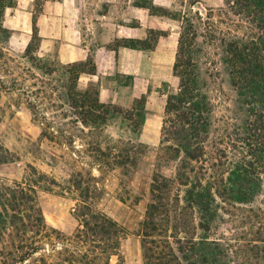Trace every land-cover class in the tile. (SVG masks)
<instances>
[{"label": "rangeland", "instance_id": "rangeland-1", "mask_svg": "<svg viewBox=\"0 0 264 264\" xmlns=\"http://www.w3.org/2000/svg\"><path fill=\"white\" fill-rule=\"evenodd\" d=\"M99 1L89 0L90 8L101 6ZM130 1H134L136 6L152 7V14H165L179 20L162 25L168 29V33L174 34L176 40L181 18L188 17L194 21V73L202 84L201 93L213 105L211 116L215 119V126L220 128L226 121L230 131L237 126L244 128L246 107L229 86L224 45L233 36L242 38L245 29L239 18L227 11L225 0ZM151 24L158 31L159 22L152 20ZM6 35L0 29V49L14 57L16 63L8 62L4 66L0 60V79L8 83L15 76L17 82L15 86L12 83V92L0 91V143L17 160L0 165V186L13 187L17 184L26 192L33 189L31 195L42 219L40 233L28 234L33 245L38 248L37 253L23 264H33L35 259L41 257L48 264H60L61 258L56 252L66 244L71 246L70 240L75 231L82 228L78 217L82 202L79 190L73 187V181L80 182L82 188L86 189L88 197L85 202L94 211L105 214L125 229L120 248L124 264H142L137 231L150 202L151 178L158 171L165 177L173 178L178 161L159 164V169H156L161 134L152 144L141 143L139 137L136 139L129 131V122L121 113L130 109V105L126 104L123 108L109 107L106 125L100 129L84 127L74 115L70 101L61 97L64 91L55 81L57 75H47L37 69L35 61H30V55L22 58L20 52L9 53L5 45ZM168 45L175 46L176 54L177 41L175 43L171 39ZM54 60V55L48 57V61ZM14 65L18 72L13 73L11 70ZM121 82L123 87L130 85L129 79H121ZM177 85L178 79H175L157 88L164 96L161 105L165 103L167 95L178 91ZM90 89L94 91L96 87L91 86ZM28 103L35 106L36 118L30 113ZM129 140L133 144L138 141L143 145L139 149L136 172L128 169L127 174L121 176L120 170L112 166L107 156L103 158L95 149L98 148L101 153L112 149V153H115L120 147L126 146ZM230 141L235 143L234 148H228L230 167L235 169V165H238L243 172H248L244 178L253 181L252 192L239 198L237 185L234 188L236 193L230 191L222 199H215L209 232L194 229V223L199 219L194 210L186 212L185 228L189 235H205L217 241L226 256L225 264H264V170L249 168L247 163L251 156L245 153V148H240L234 137ZM246 186L243 182V192ZM177 190H180L181 196L185 188L179 187ZM2 199L0 196V208ZM6 247L7 236L0 242V252ZM52 249L54 251L50 252ZM116 261L115 257L109 260L111 264H116Z\"/></svg>", "mask_w": 264, "mask_h": 264}, {"label": "trees", "instance_id": "trees-1", "mask_svg": "<svg viewBox=\"0 0 264 264\" xmlns=\"http://www.w3.org/2000/svg\"><path fill=\"white\" fill-rule=\"evenodd\" d=\"M13 2L14 0H0V22L4 8L11 6ZM225 5L231 15L239 18L245 29L242 38L233 36L224 45L229 86L239 102L246 107L245 127L237 126L230 131L226 121L220 128L215 126V119L211 116L213 105L201 93L202 84L194 73L192 55L196 40L195 23L188 17H182L172 68L173 75L178 79V91L167 95L165 99V119L160 131L156 169H159V164L168 161L178 162L173 178L165 177L159 171L151 178L150 202L137 231L142 264H225L226 256L217 241L205 235L195 237L187 233L186 212L194 210L199 216L194 229L209 232L215 199H222L230 191H235L237 185L239 198L252 192L253 181L244 178L248 172H243L238 165L234 166L235 169L230 167L228 148L235 147V143H230V138L234 137L240 148H245V153L251 156L247 163L249 168L264 170V0H225ZM146 8L151 14L154 13L152 7ZM159 16L167 17L165 14ZM35 23L33 20L31 41L22 58L30 55V61H35L37 69L43 70L47 75H57L55 81L64 91L61 97L70 101L74 115H77L84 127L94 130L104 127L109 106L99 102L97 88L91 91L90 86L83 90L78 84L81 74L95 71L92 60L62 65L55 60L48 61L49 56L38 57L34 53L39 44ZM0 29L7 34V40L9 32L2 28L1 23ZM159 34V31H152L145 40L122 41L116 46L152 51ZM0 60L4 66L8 62L16 63V59L2 49ZM11 70L13 73L18 72L15 65ZM9 71L7 72L13 75ZM16 79L14 76L8 83L0 79V91L12 92ZM145 102V96H141L134 100L130 109L121 112L129 122V131L136 139L144 123ZM28 104L30 113L36 118L35 106ZM141 145L143 144L138 141L133 144L129 140L126 146L120 147L115 153H112V149H108L106 153H101L98 148L95 150L103 158L107 156L112 166L120 170L121 176H125L128 169L136 172ZM16 160L0 143V165ZM239 182L241 183L238 184ZM243 182L247 184L244 192ZM73 187L80 192L82 205L79 207L78 217L82 228L75 231L70 240L71 246L66 244L56 252L61 258L60 264H111L109 260L112 257L117 259L116 264H124L120 248L125 238V229L105 214L94 211L85 202L88 195L80 182L73 181ZM179 187L185 188L181 196L180 190H177ZM32 192L33 189L26 192L17 184L13 187L0 186V196L3 198L0 208V242L6 236L8 240V247L0 252L1 264H23L37 253L38 248L33 245L28 234L40 233L42 219ZM255 248L259 249L257 246ZM43 259L37 258L33 264H48Z\"/></svg>", "mask_w": 264, "mask_h": 264}, {"label": "crops", "instance_id": "crops-1", "mask_svg": "<svg viewBox=\"0 0 264 264\" xmlns=\"http://www.w3.org/2000/svg\"><path fill=\"white\" fill-rule=\"evenodd\" d=\"M127 1L100 0L101 6L90 8L89 0H14L4 8L0 23L9 32L5 44L9 53L25 52L34 20L39 38L34 53L38 57L54 55L62 65L91 59L95 71L81 74L78 84L83 90L95 86L100 103L123 108L145 96L139 138L143 144H152L160 137L165 105H161L164 96L157 88L177 79L172 71L175 46L168 45L169 40H177L162 26L175 20ZM152 20L159 22L161 33L152 51L116 46L122 41L147 39L156 32ZM121 79H129L130 85L123 87Z\"/></svg>", "mask_w": 264, "mask_h": 264}]
</instances>
